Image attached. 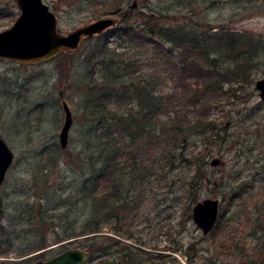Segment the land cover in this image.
Instances as JSON below:
<instances>
[{"label": "rangeland", "instance_id": "rangeland-1", "mask_svg": "<svg viewBox=\"0 0 264 264\" xmlns=\"http://www.w3.org/2000/svg\"><path fill=\"white\" fill-rule=\"evenodd\" d=\"M43 1L56 13L59 31L65 34L104 17H116L118 22L105 34L85 39L78 49L47 62L0 59V136L15 155L0 189V260L31 263L80 248L89 253L87 264H138L146 260L148 251H156L151 247H172L165 252L170 256L163 264H264V247L257 240L262 232L254 226L255 220L264 224V102L256 88V81L264 78V59L249 70L248 84L236 83L241 88L238 97L210 110L225 141L210 147L213 153L195 203L189 196L192 172L187 162L172 170L162 169V181L146 185L145 200L128 224L146 243L140 246L128 241L140 247L132 252V262L119 255L116 244L109 247L103 236L65 240L66 235H79L92 215V206L80 198L87 175L78 158L90 129V99L97 92L91 88L104 77L102 61L110 60L114 52L126 50L138 56L145 51L144 46L121 38L120 30L141 22L144 14H156L161 26L176 31L211 35L228 28L264 37V0ZM110 3H119L121 12L111 11ZM19 15L15 0H0V31L11 27ZM155 40L164 51L169 49L162 39ZM104 44L109 52L101 57L98 49ZM180 54L174 52L173 60L178 61ZM161 65L166 67L164 60ZM153 67L147 66L146 73L152 74ZM63 101L68 102L74 119L67 148L61 147L59 139L65 121ZM204 146L195 135L187 152L196 153ZM216 158L220 164L213 166ZM240 187L257 195L231 198ZM131 193L137 197L139 187ZM205 198L219 199L223 213L217 230L207 235L192 217L194 205ZM105 212L101 210L98 218ZM110 229L104 223V230ZM92 244L94 252L89 249Z\"/></svg>", "mask_w": 264, "mask_h": 264}, {"label": "trees", "instance_id": "trees-1", "mask_svg": "<svg viewBox=\"0 0 264 264\" xmlns=\"http://www.w3.org/2000/svg\"><path fill=\"white\" fill-rule=\"evenodd\" d=\"M108 5L113 12L122 10L119 3ZM122 17L128 18L124 13ZM140 20L121 29L120 36L140 44L141 48L144 46L145 51L138 56L126 50L114 52L110 60L102 61L103 80L91 88L97 92L90 99V129L78 163L85 167L82 171L87 175L80 198L92 206V215L79 235L69 234L65 238L103 236L109 247L117 245L119 255L128 263L133 260L134 249L140 248L128 241L140 246L146 244L128 225L135 209L145 200L146 185L159 184L162 169L172 170L180 162H187L192 172L189 196L195 203L208 157L213 153L210 147L225 141L218 122L211 119L210 110L219 108L233 96L238 97L241 88L236 83L248 84L249 70L255 62L264 59L263 36L228 28L211 35L194 30L176 31L161 26L156 14H144ZM156 38L169 44V49L164 51ZM106 46L98 49L101 57L109 52ZM174 52H183L178 61L173 60ZM163 60L166 67L162 68ZM147 66H154L155 71L146 73ZM224 84L229 88L225 89ZM195 135L205 146L189 154L187 145ZM138 187L140 193L135 197L131 192H136ZM238 190L231 198L257 195L246 187ZM100 209L106 212L98 218ZM254 209L261 211L258 207ZM222 217L220 213L212 231L217 230ZM104 223L111 229L104 230ZM254 226L262 232L257 240L264 247L261 219L255 220ZM93 246L89 245L91 252ZM151 249L156 251L143 252L148 254L145 261L153 264H163L165 257L170 256L165 252L173 250L172 247Z\"/></svg>", "mask_w": 264, "mask_h": 264}, {"label": "water", "instance_id": "water-1", "mask_svg": "<svg viewBox=\"0 0 264 264\" xmlns=\"http://www.w3.org/2000/svg\"><path fill=\"white\" fill-rule=\"evenodd\" d=\"M15 1L20 15L11 27L0 31V59L18 63L38 64L47 62L62 52L74 51L82 45L85 39L103 34L115 27L118 22L116 17H104L65 34L59 31L58 16L43 0ZM256 88L264 102V78L256 81ZM63 107L65 121L59 139L61 147L66 148L74 121L72 111L66 101H63ZM14 156L8 143L0 136V189L14 161ZM211 164L219 165L220 159H214ZM219 215V199L205 198L198 201L192 209L193 220L204 235L214 229ZM89 257V253L85 250L70 248L47 260L39 259L31 263H11L7 260H0V264H87ZM138 264L153 263L143 261Z\"/></svg>", "mask_w": 264, "mask_h": 264}]
</instances>
